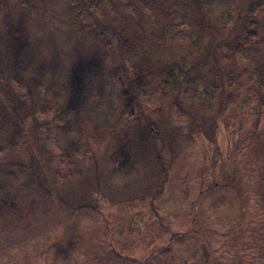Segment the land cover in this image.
Returning a JSON list of instances; mask_svg holds the SVG:
<instances>
[{
  "label": "rangeland",
  "instance_id": "1",
  "mask_svg": "<svg viewBox=\"0 0 264 264\" xmlns=\"http://www.w3.org/2000/svg\"><path fill=\"white\" fill-rule=\"evenodd\" d=\"M154 6L171 10L183 26L201 15L213 24L212 33L194 44L180 38L163 47V60L185 56L194 62L192 70L203 71L202 64L214 62V46L234 35L236 9L228 14L223 0H41L30 16L13 0H0L4 81L14 100L21 95L25 107L35 103L33 110L7 105V114L17 111L24 119V138L14 152L0 153V184L13 183L1 189L0 200L14 196L23 212L26 207L33 211L17 226L0 222V264H264V154L256 146L258 139L264 147V111L257 104L254 74L256 67L264 73V45L250 59H235L238 81L224 90L234 101L214 97L209 111L200 113H214L223 103L211 133L174 109L172 101L143 97L134 107L139 120L119 125L116 95L126 86L128 67L118 53L121 15H133L128 29L156 33L163 20ZM139 8L143 13H137ZM9 25L21 29L23 49L11 46ZM259 33L264 38V14ZM101 38L115 52L112 66L105 69L86 62ZM43 64L52 68V76L36 73ZM32 79L40 82L31 92ZM69 79L67 91L43 90ZM44 99L53 106L41 114ZM142 114L156 119L160 132L177 127L182 135L173 154L167 147L161 150L169 169L160 191L144 178L151 165L141 149L151 147ZM90 125L103 130L115 125L128 132L136 145L127 167L115 170L108 160L112 142H93ZM77 138L84 157L60 162V149ZM160 143L155 140L156 146ZM247 152L256 163H250ZM237 163L245 169L251 165V190L244 202L223 185Z\"/></svg>",
  "mask_w": 264,
  "mask_h": 264
},
{
  "label": "trees",
  "instance_id": "2",
  "mask_svg": "<svg viewBox=\"0 0 264 264\" xmlns=\"http://www.w3.org/2000/svg\"><path fill=\"white\" fill-rule=\"evenodd\" d=\"M13 1L26 12L27 16L32 15L41 3V0ZM223 2H225L228 14L232 11V7L236 9V15L232 22L235 27L234 35L229 41H224L222 44L214 46L213 52L215 55L212 58L214 62L210 63L209 61L202 64L203 71L199 69L192 70L191 66L194 62L191 63L188 57L181 56L166 61L160 56V51L163 47L172 45L173 41L183 38L194 44L212 33L213 24H210L209 20L204 18L203 15L190 20L188 22L189 26H183L182 22L176 18L171 10L158 9V6H154L159 13L158 17L163 20L162 27L156 33H146L143 30L137 31L135 28L128 29L127 26L132 24L134 17L133 15H121V21L124 24L120 25V28L117 29L119 30L120 37L118 53L121 59L127 62L128 67L125 69L124 74L126 86L124 88L121 87L116 95L117 100L121 102L116 123L127 125L139 120L138 115L134 113V107L140 105L138 98L143 97L146 100L155 99L154 101L161 103H170L172 101L170 105L174 109L176 106L178 111L182 110L197 125H201L204 131L210 133L213 131L216 118L224 109L223 103L222 105L218 103L214 113L209 112L207 115L200 113L206 110L209 111L208 108L212 107L211 103L214 97H217L219 101L225 100L228 104L234 101V95L232 93L225 94L224 90L226 85L232 86L238 81V75L233 70L235 59L239 57L250 59L257 55L264 45V38L259 33L261 16L264 14V0H243V4L240 7L235 6L234 0H223ZM140 11L141 9L137 13ZM146 16L149 17L150 15L146 14ZM9 29L10 32H13L9 37L11 46L14 49H18L19 47L23 49L26 46V42L20 38L21 29L13 25H9ZM111 46L108 39L101 38L98 43V49L91 54H86V62L93 63L103 69L111 67L115 58V52L111 49ZM204 50L206 51V49ZM3 54L0 39V64H4L2 59ZM200 59L202 58L198 57L197 61ZM227 64L228 69H225ZM35 71L40 76H52V68L44 64L36 67ZM16 74L15 71L11 72L12 79L19 84L20 79H17ZM254 74L257 80L255 87L257 104L264 111V73L256 67ZM3 75V69L0 65V153L14 152L15 149L23 144L24 138V119L18 115L17 111L14 114H7V105L9 104L10 107L15 108L19 105L22 108L32 110L35 106L34 101H31L34 106L30 102H27L25 107L26 100L21 95L17 97V100H14L13 91L8 85L9 82L4 81ZM39 82L40 80L32 79L34 86L30 90L31 92ZM71 86L72 80L69 79L64 82L48 84L46 87H43V90L50 89L53 92L60 93L67 91ZM52 106L53 101L44 99L41 102L40 113H47ZM160 110L161 108L158 107L154 109V112L159 114ZM198 116H201V121H196ZM259 116L260 114L258 113L255 117L256 120H258ZM142 117L145 123V137L149 141L147 146L151 147L150 149L148 148L149 150L145 147L141 149L142 156L151 165L144 178L155 182V190L160 191L169 169V162L167 163L166 159L161 155V150L167 147L170 153L173 154L175 148H177V145L182 140V135L180 129L177 127L164 129L162 133L158 129V121L156 119L145 114H142ZM109 127V129L103 130L102 127L90 125V138L96 143L103 139H108L112 142L114 148L110 151L108 160L115 167V170L121 171L122 168L128 166L131 155L130 149L136 143L128 135L127 131L118 130L115 125H110ZM105 136L108 138H105ZM254 136H257V134L254 133L251 137ZM155 140H161L160 147L155 145ZM257 142L258 139L256 140L257 150L261 149L260 153L264 154V147H260V143L257 145ZM81 149L82 144L78 138L69 139L60 149V162L67 161L70 164L74 156L81 155L84 157ZM249 153L245 154L249 156L246 158H251L252 161L250 163H256V157L251 156ZM137 156L139 155L137 154ZM250 167L251 165L249 164L248 168L245 169V164L239 165L237 163L228 172L229 174H227L223 184L235 192L238 198L240 196L243 202L245 196H248L251 190L250 178L252 171ZM9 183L13 184L11 181L0 184V191ZM218 183H213L212 186H217ZM16 189L18 191L21 190L19 187H16ZM156 191H153L151 195H154ZM143 192L145 193L146 191ZM2 194L3 197L7 196L4 192ZM8 199L13 200L9 201ZM14 199V196H10L0 200L1 223L9 222V224L17 226L28 219V216L33 211L32 207H26L25 212H23L17 207ZM5 215L7 218L4 217ZM8 215L12 216L9 217Z\"/></svg>",
  "mask_w": 264,
  "mask_h": 264
}]
</instances>
